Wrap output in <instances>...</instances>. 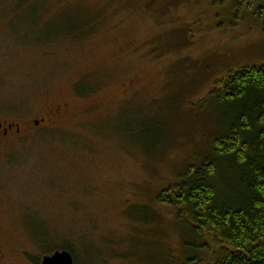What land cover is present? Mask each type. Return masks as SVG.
<instances>
[{"label": "rangeland", "instance_id": "374dc122", "mask_svg": "<svg viewBox=\"0 0 264 264\" xmlns=\"http://www.w3.org/2000/svg\"><path fill=\"white\" fill-rule=\"evenodd\" d=\"M237 2L0 0V123L13 126L0 134V264H40L45 231L75 264L218 256L156 195L211 157L225 125L214 84L264 64L260 23ZM84 20L83 38L45 43Z\"/></svg>", "mask_w": 264, "mask_h": 264}, {"label": "trees", "instance_id": "16d2710c", "mask_svg": "<svg viewBox=\"0 0 264 264\" xmlns=\"http://www.w3.org/2000/svg\"><path fill=\"white\" fill-rule=\"evenodd\" d=\"M237 3L253 13L264 35V0ZM90 22H65L57 32L61 35L45 43L83 38ZM93 90L81 83L75 94L86 97ZM208 98L221 107L225 121L211 157L185 166L174 184L158 192L156 202L171 208L195 240L207 237L219 247L213 261L194 256L186 264H264V64L229 72ZM35 241L44 256L65 251L75 264L68 243L54 241L46 231Z\"/></svg>", "mask_w": 264, "mask_h": 264}, {"label": "water", "instance_id": "95a60500", "mask_svg": "<svg viewBox=\"0 0 264 264\" xmlns=\"http://www.w3.org/2000/svg\"><path fill=\"white\" fill-rule=\"evenodd\" d=\"M40 264H74L71 255L65 251H57L42 257Z\"/></svg>", "mask_w": 264, "mask_h": 264}, {"label": "flooded vegetation", "instance_id": "af4514ba", "mask_svg": "<svg viewBox=\"0 0 264 264\" xmlns=\"http://www.w3.org/2000/svg\"><path fill=\"white\" fill-rule=\"evenodd\" d=\"M13 131V126L12 125H7L4 126L3 124L0 123V134L2 137H7L10 132ZM18 133V131H16Z\"/></svg>", "mask_w": 264, "mask_h": 264}]
</instances>
